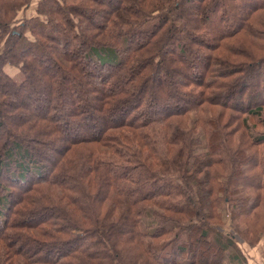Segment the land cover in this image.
<instances>
[{
	"label": "trees",
	"instance_id": "16d2710c",
	"mask_svg": "<svg viewBox=\"0 0 264 264\" xmlns=\"http://www.w3.org/2000/svg\"><path fill=\"white\" fill-rule=\"evenodd\" d=\"M226 214L264 264V0H0V264H225Z\"/></svg>",
	"mask_w": 264,
	"mask_h": 264
},
{
	"label": "rangeland",
	"instance_id": "374dc122",
	"mask_svg": "<svg viewBox=\"0 0 264 264\" xmlns=\"http://www.w3.org/2000/svg\"><path fill=\"white\" fill-rule=\"evenodd\" d=\"M96 19V17H94ZM5 68L8 69L7 65ZM12 67L11 70H13ZM152 219H150L149 211L144 214L141 221V229L146 231L149 230V224H151ZM221 226H215V230L219 232L229 233L233 236L237 248H232L226 251V261L225 264H263L262 261V244L256 247H250L246 244L238 233L231 227V221L229 216L224 215V220Z\"/></svg>",
	"mask_w": 264,
	"mask_h": 264
}]
</instances>
